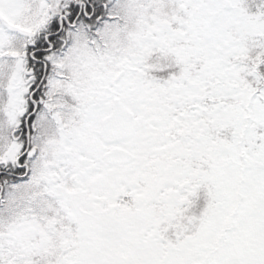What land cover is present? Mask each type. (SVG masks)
<instances>
[{
    "label": "snow or ice",
    "instance_id": "6c2138e0",
    "mask_svg": "<svg viewBox=\"0 0 264 264\" xmlns=\"http://www.w3.org/2000/svg\"><path fill=\"white\" fill-rule=\"evenodd\" d=\"M0 264H264V0H0Z\"/></svg>",
    "mask_w": 264,
    "mask_h": 264
}]
</instances>
